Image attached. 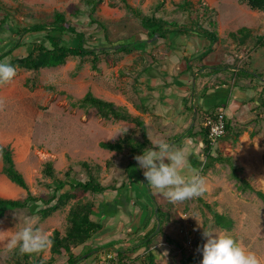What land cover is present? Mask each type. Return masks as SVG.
Wrapping results in <instances>:
<instances>
[{
	"label": "rangeland",
	"instance_id": "obj_1",
	"mask_svg": "<svg viewBox=\"0 0 264 264\" xmlns=\"http://www.w3.org/2000/svg\"><path fill=\"white\" fill-rule=\"evenodd\" d=\"M181 1L127 0L132 8L144 15L162 16L169 22L178 23L195 20L197 15L194 12L192 14L178 8ZM188 1L205 3L210 8L211 21L216 23L215 32L220 42L218 48L209 53L213 54V60L210 62L220 64L224 69L247 68L256 72L264 80V47H257L256 41L251 40L248 47L239 52L230 37L242 28L255 31L257 36H264V12L251 11L241 0ZM0 8V19L7 13L10 17L9 24L13 26L18 24L26 26L38 21L49 22L54 12L62 13L78 31H84L87 33L86 37L91 36L95 39V42L88 41L87 47L105 42L101 26L105 28L109 41L116 44L137 41L141 39L143 33H146L140 21L122 5L120 0H103L93 16L94 22H90L85 16L84 0H0ZM2 39L5 40L0 37V41ZM185 39L175 38L172 44L175 45L177 42L176 45H179L187 41ZM37 40H39L38 37H25V45L17 50L14 56L28 52L31 48L30 44ZM152 41L154 40H150ZM164 44H170V40L160 41L156 48ZM145 60V55L139 51H134L129 55L109 51V54L104 56L98 65V71L91 69L89 61L80 65L79 59L69 58L64 65L38 72L18 68L13 81L0 85V145L11 148L15 166L23 175L33 196L47 199L55 185V180L64 179L63 176L68 170L74 180H87L91 172L92 176L102 185L110 184L112 181L119 183L123 181L128 186L124 167L130 154L127 151L124 154L111 151L112 153L108 152L107 155H103L101 153L103 148L100 147L101 143L109 140L115 143L121 138L117 136L115 139H110L118 129L123 128L120 126V121L101 118L94 108L82 103V98L90 93L96 98L111 102L116 107L128 111L127 107L120 103L119 98L116 99L118 101L116 103L109 101L110 99L107 100L105 94L109 93L110 95H106L110 98L123 97L133 104L137 90L135 89V78ZM255 110L257 112L251 119L242 118L235 126L237 131L242 133L238 146L231 147L228 143H220L217 147L230 152L233 165L243 168L244 174L253 186L264 192V112H260L259 108ZM259 114L263 117H258ZM134 127L133 125L129 130H133ZM249 129L254 132L250 133ZM111 133V137H108L107 134ZM201 155L202 151L199 157L204 167L208 162L205 161L204 155ZM47 163L52 165L53 178L43 173ZM138 168L136 165V169ZM1 169L0 156V198L14 200L24 198L26 192L12 182L9 185ZM198 171L200 172V169ZM136 172L133 173L136 180L133 177L130 178L132 182L130 181L129 190L138 193L136 198L129 199L130 203L134 202V206H127V208L138 213L141 209L144 211L141 201H143L145 186H142L143 182ZM204 177L207 190L200 198L210 204L219 214L229 217L233 222L232 228L230 230L216 228L210 216L196 202V198L170 203L165 196H157L158 203L165 211L170 212L164 226L170 238L161 235L151 247L156 256V263H185V256L180 252V248L183 247V238L177 233L183 230L184 223L182 222L186 219L197 250L198 246L204 243L203 230H212L233 236L248 250L256 253L260 264H264V205L254 194L242 193L237 189L235 181L230 178V167L226 164H215L206 171ZM118 192L110 193L119 199L115 208H126L125 192ZM126 195L130 196L131 193L128 192ZM99 196V194L78 192L75 199L46 219L32 220L27 216L28 211L25 210L0 214V264H15L14 258L19 251H9L7 239L26 222L34 221L35 227L49 236L54 229H58L63 236L68 227L67 219L72 206L78 201L96 203ZM171 204L172 208H170ZM112 205L107 204L104 208H112ZM146 207L149 208L144 211L145 216L153 211L152 202L147 201ZM104 216H106L103 217L104 222L112 223L113 230L105 231L94 238L97 249L102 251L114 245V241L121 237V233H124L122 226L117 227L120 222H117L115 216L113 218L108 213ZM136 226V222L135 224L133 222L127 227L128 229H125V232L137 233ZM141 231H144L143 228ZM141 236L143 235L141 234L139 239ZM136 241L129 247L119 249L130 251V257L138 256L142 249L136 247L139 240ZM45 257L49 256L45 255ZM50 258L53 257L43 259L40 256L43 261ZM200 258H202L201 254Z\"/></svg>",
	"mask_w": 264,
	"mask_h": 264
},
{
	"label": "trees",
	"instance_id": "obj_2",
	"mask_svg": "<svg viewBox=\"0 0 264 264\" xmlns=\"http://www.w3.org/2000/svg\"><path fill=\"white\" fill-rule=\"evenodd\" d=\"M102 1L103 0H84V5L86 6L85 16L90 22H94L93 16ZM120 2L140 21L142 28L146 32L143 33L144 35H141V39L137 41L119 42L117 44L112 43L108 39L105 28L101 26L100 29L103 31L105 42L94 44L93 47H87L86 44L88 41L95 42V39L91 36L86 37L87 33L84 31H78L62 13L54 12L49 22L38 21L26 26L21 24L16 26L10 25V17L6 13L0 19V37L5 39L0 41V61L10 62L16 66L17 69L21 68L32 72H38L43 69L64 65L69 58H77L79 59L80 65L89 61L91 69L93 71H98V65L101 63L102 58L109 54V51L124 55L139 51L145 55H150L149 52L146 51L148 46L155 45L160 41L166 42L170 40V44H172L175 38H193L196 43L201 46H204L206 43L208 44L206 48L201 49L200 59H203L209 53L214 52L219 46L220 40L218 34L215 32L216 23L211 21L210 8L202 1L192 3L188 0H182L178 5L181 11L192 14L194 12L197 15L195 20H190L188 23L169 22L162 16L144 15L137 9L132 8L127 0H120ZM241 2L251 11L264 12V0H241ZM28 36L38 37L39 40L31 43L30 50L25 54L14 56V53L25 45L24 40L25 37ZM230 37L235 42L236 50L239 52L246 49L251 40L256 41L257 47H264V36H257L256 32L251 29L242 28L238 30L236 34H231ZM150 40L154 41L150 42ZM189 61L190 59L186 58V62ZM216 67L217 70L223 68V66ZM234 75L233 85L242 77L250 79L254 84L253 88L256 89V97L245 101L246 103L243 104L247 105L257 102L256 108H259L260 112H264L263 77L256 72L242 67L236 69ZM82 103L94 108L103 119L124 121L132 123L135 126L133 130H129L127 134L119 138L115 143L100 144L101 148L113 151L116 154H124L125 151L130 154L124 167L125 173L129 177V170L135 167L136 164L134 157L141 154L145 148L151 147L147 139L144 122L140 117L133 116L125 109L116 107L111 102L96 98L90 93H87L82 98ZM226 106V104H222L214 107L208 112H198V116L201 120H204L205 117L215 119L217 109H224ZM142 110L145 111L144 109ZM233 119L234 118H229L225 115L226 134L220 139L218 145L220 143H228L231 147L237 145L242 133L237 131L235 124H233ZM198 136L203 145L202 153L205 157V161L208 163L203 167L200 160L193 158L190 160L191 168L194 170L200 169V174L204 176L206 171L214 167L215 164L228 165L230 167V178L235 181L237 189L242 193L249 192L254 194L264 205V192L253 186L249 178L244 174L243 168L233 165L232 154L218 147L211 148L208 141L207 129L201 127ZM0 156L2 160V174L10 182L26 192V196L22 199L14 200L0 198V214L25 210L28 211L27 216L32 220L35 218L46 219L60 208H64L71 200L75 199L78 192L100 195L107 191H126L124 182H121L118 186L119 182L112 181L110 184L102 186L95 177L92 176L91 172L89 173L88 179L82 181L74 180L71 177V172L68 170L63 176L64 179L55 180V185L53 189H51L52 192L47 199L35 197L30 193L23 175L15 166L11 148L0 145ZM85 167L87 168V166ZM43 173L53 178L54 170L51 163L46 164ZM136 173L141 178V182L144 183V186H147L145 184L146 181L142 179L140 171L137 170ZM144 194L145 203L147 204V201H151L152 206L156 208L152 207L151 209H153V211L148 213V218H146V222L143 226L145 233L138 239L139 242L136 247L142 249V252L138 256L130 257V251L117 249V261L112 264H137L139 262L141 264H157L155 253L152 252L151 247L161 235L170 238L164 230L170 212L165 211L163 206L158 203L155 196L147 192ZM196 202L202 207L205 213L210 216L216 228L222 230H230L232 228L233 222L229 217L213 210V207L205 203L200 197L196 198ZM97 208L99 207L93 201L76 202L69 211L67 219L68 227L66 228L65 234L62 236L58 229H54L49 236L52 241L50 248L48 247L34 254H23L19 252L14 258L15 264H54V258H50L47 261L40 259V256L48 249L50 254L57 258L66 256V264H77L81 260L87 259L88 256L93 253L92 249H89L90 246H93V238L103 231L101 224L91 220V216ZM170 208H172V204ZM151 222L152 226L147 230ZM158 223L160 228L156 232ZM140 231L141 230L136 234H139ZM177 234L181 233L178 231ZM110 248H113V246ZM95 251L97 252V249H95ZM180 252L185 256L184 264H200L201 258L197 259L192 254L184 251L182 247L180 248ZM78 253L79 256H76Z\"/></svg>",
	"mask_w": 264,
	"mask_h": 264
},
{
	"label": "crops",
	"instance_id": "obj_3",
	"mask_svg": "<svg viewBox=\"0 0 264 264\" xmlns=\"http://www.w3.org/2000/svg\"><path fill=\"white\" fill-rule=\"evenodd\" d=\"M185 40L187 41L179 43V45H176V42L175 45L164 44L156 48L159 42L153 46H148V50L146 49V51H150V55L144 54L146 60L142 64L143 66L137 71L135 78V89L137 90L133 104L123 97L110 98V96L106 95L109 94L107 92L105 97L107 100L110 99L109 101H115L116 103H118L116 99L119 98L120 103L127 107V112L129 114L138 116L142 119L146 126L147 139L150 144L161 138L169 143L171 142L170 144L185 151L190 162L193 158L201 161L199 153L202 151L203 145L198 136V132L201 127L203 128V120L199 118L198 112H208L216 106L226 104V108L223 109L225 115L229 118H234L233 124L237 126L239 123L238 121L242 118L248 120L255 115L257 112L255 109H257L258 103L253 102L244 105L246 103L245 101L255 98L257 95L256 89L253 88L254 84L250 79L241 77V81L233 85L235 77L234 72L236 69L222 68L221 70H217L216 66L221 65L212 64L210 62L213 60V54H209L205 58L200 59L201 49L206 48L208 45L207 43L201 46L197 44L193 38ZM151 49H153V51ZM186 58H189L190 61L186 62ZM229 91L230 93L228 94ZM258 117H263V115L259 114ZM120 126L127 128L133 127L131 123L124 121H120ZM248 131L250 133L254 132L252 129ZM244 134L247 135L246 132H244ZM111 135L112 133L107 134L108 137H111ZM254 139H256L255 136ZM106 143L114 142L109 140ZM239 143L238 141L237 146ZM108 152L111 151L103 149L101 153L107 155ZM135 163V167L129 170V177L125 173L127 177L126 180L129 182L128 186L124 183L126 191L122 190L125 192V198L127 197L125 200L126 208H115V206L118 205L119 199L117 196H113L110 193H116L118 191H107L103 193V195L100 194L99 198L95 201V204L99 208H97L91 216L92 221L101 224L103 227L102 233L113 230L112 223L109 224L107 221L104 222L103 217H106L104 214L108 213V215L113 216V218L116 217L117 222H120V225L117 227L119 228L122 226L124 233H121V237H118L119 239L117 238L114 241V245H112L113 248H108L103 251L97 249L94 237L92 240L93 246L89 247V249H92L93 253L89 255L87 259L81 260L77 264H98L97 261L102 252L129 247L132 243L137 242L136 240L139 239L141 234L143 235L145 233L144 231H140L139 234L132 231L125 232V229L133 222L134 224L136 222L138 226L135 227L136 230H142L146 218H148V215L145 216L144 214V211H147V209H144V211L141 209L138 213H135L132 212L134 210L131 208H127V206H134V202L130 203L129 199L132 197L136 198L138 193L135 192V194L129 190L132 182L130 178L133 177L135 179L133 173L139 169H136L137 162ZM187 170L188 169L185 170V175L191 174V168ZM138 171H140V169ZM140 173L142 179L145 181L143 170ZM5 181L11 185L8 179L5 178ZM121 182L118 183V186ZM142 186L144 187V183ZM128 192L131 193L130 196L126 195ZM146 192L155 197L162 195L154 193L148 186L144 187L143 194ZM118 194L119 196L121 195L119 192ZM143 198L144 201H141L142 206L145 204V196H143ZM107 204H113L112 208H104ZM143 208L149 207H146L145 204ZM151 226L152 222L149 223L147 230H149ZM100 234L101 233L97 236ZM95 249H97V252ZM45 255L53 257L55 259L54 264H66V256H63V258L52 256L49 249L41 255L43 259H48L49 257H45ZM76 256H79V253L76 254Z\"/></svg>",
	"mask_w": 264,
	"mask_h": 264
},
{
	"label": "clouds",
	"instance_id": "obj_4",
	"mask_svg": "<svg viewBox=\"0 0 264 264\" xmlns=\"http://www.w3.org/2000/svg\"><path fill=\"white\" fill-rule=\"evenodd\" d=\"M17 67L10 62L0 61V85L13 81ZM129 128L118 129L110 139L124 136ZM143 170L148 188L162 194L170 203L183 202L204 195L207 190L206 178L198 170L185 175L190 162L184 150L164 139H157L151 147L145 148L134 157ZM204 243L198 246L200 264H260L256 253L248 250L233 236L203 230ZM52 241L49 235L35 227V222H26L7 239L9 251L18 250L23 254L39 253L47 249Z\"/></svg>",
	"mask_w": 264,
	"mask_h": 264
},
{
	"label": "built area",
	"instance_id": "obj_5",
	"mask_svg": "<svg viewBox=\"0 0 264 264\" xmlns=\"http://www.w3.org/2000/svg\"><path fill=\"white\" fill-rule=\"evenodd\" d=\"M226 120L225 112L223 108H219L216 111V117H205L203 120V128L208 130V141L211 148L217 147L220 139L226 134ZM183 230L180 232L183 238L182 248L189 254H192L197 259H200V254L197 248L194 246L193 236L190 234L187 220L184 219ZM117 261V251L109 250L104 251L98 259V264H112Z\"/></svg>",
	"mask_w": 264,
	"mask_h": 264
},
{
	"label": "water",
	"instance_id": "obj_6",
	"mask_svg": "<svg viewBox=\"0 0 264 264\" xmlns=\"http://www.w3.org/2000/svg\"><path fill=\"white\" fill-rule=\"evenodd\" d=\"M156 37H157V35H156ZM159 228H160V227H159V223H158V224H157V230H156V232L159 230Z\"/></svg>",
	"mask_w": 264,
	"mask_h": 264
}]
</instances>
